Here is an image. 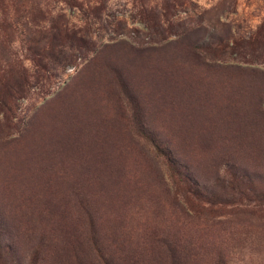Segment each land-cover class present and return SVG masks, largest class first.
<instances>
[{
  "label": "rangeland",
  "instance_id": "rangeland-1",
  "mask_svg": "<svg viewBox=\"0 0 264 264\" xmlns=\"http://www.w3.org/2000/svg\"><path fill=\"white\" fill-rule=\"evenodd\" d=\"M222 3L0 0V264H264V0Z\"/></svg>",
  "mask_w": 264,
  "mask_h": 264
},
{
  "label": "trees",
  "instance_id": "trees-1",
  "mask_svg": "<svg viewBox=\"0 0 264 264\" xmlns=\"http://www.w3.org/2000/svg\"><path fill=\"white\" fill-rule=\"evenodd\" d=\"M177 3V0H162L161 3H156L154 6H149L148 2L141 0V8L145 10L146 13L142 12L140 15L146 17L147 26L145 29L148 31L147 35L152 43H159L167 40L171 37V34L178 35L179 32L174 30L173 24L171 22V6ZM235 6V0H223L219 10L213 15H208L207 17H201L199 20V25L204 23L205 21L210 24L214 17H218L216 20L218 24L222 20H228L230 15L234 13L233 7ZM146 14V15H145ZM216 22V23H217ZM75 25L66 22L64 24V31L67 36L71 39H74L80 34L79 30ZM259 36L257 35L255 38L250 37L249 41L251 43L257 42ZM127 41V40H126ZM55 62L61 64L58 59L55 58Z\"/></svg>",
  "mask_w": 264,
  "mask_h": 264
}]
</instances>
